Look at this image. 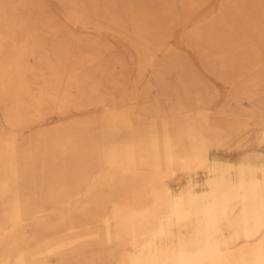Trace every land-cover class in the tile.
Masks as SVG:
<instances>
[{"label": "bare ground", "instance_id": "bare-ground-1", "mask_svg": "<svg viewBox=\"0 0 264 264\" xmlns=\"http://www.w3.org/2000/svg\"><path fill=\"white\" fill-rule=\"evenodd\" d=\"M49 1L91 36L0 0V264H264V121L212 115L195 79L165 86L187 50L262 113L264 83L235 79L264 70V0ZM103 36L150 71L140 95Z\"/></svg>", "mask_w": 264, "mask_h": 264}, {"label": "rangeland", "instance_id": "rangeland-1", "mask_svg": "<svg viewBox=\"0 0 264 264\" xmlns=\"http://www.w3.org/2000/svg\"><path fill=\"white\" fill-rule=\"evenodd\" d=\"M45 1L50 5V9L52 10V12L55 13L56 18L65 26L66 24H65L64 18L59 14V6L53 2H50L49 0H45ZM66 30L67 31L70 30V32L76 34L77 36H82V37L91 36V35L88 36L75 29H71V28L68 29L65 26L64 31ZM103 39L105 40L107 45H109V50L106 52L107 59L112 58L113 56H117L120 59H122L124 62L123 71L120 66H116V68L112 69V71L114 75H117L120 72L124 73V76H121L120 79H121V82L123 81L126 83V88L124 89V91L126 90L125 91L126 97H134L136 95H140L141 91L143 90L145 86H147L150 83L153 84L155 82L149 70L144 73V76L140 80L138 79L136 64L135 62H133L135 56L130 57V54H131L130 52L132 50L127 44L116 42L110 36H103ZM180 54L183 57L182 64L185 66V68H181V70L173 71L171 72V74H169L166 77L167 84H165V86L167 89L169 90L172 89V87L175 86V83L179 80L185 81L189 79H195L198 81L200 88L207 89L208 92H210V96L212 98L210 100V106L208 107L212 115L215 116L216 111L218 109L223 108L231 112L240 113L241 115L239 119L244 120V121L245 120L250 121L251 130H254L260 127L254 124V122L264 121V107L260 110L262 111V113H260L255 119H249V115L253 112L255 107L252 106L247 101H242L241 105L239 106L235 104L229 98L231 94V87L223 79L219 78V75H220L219 70H214L210 66L204 65L203 64L205 63L204 61L200 60L196 56V54L190 53L187 50H182ZM233 76L234 75L232 73H228L226 75L227 79H233ZM254 77H256V81L260 83H264V70L257 71L256 73L254 71H249L245 73L241 78L238 77L235 80H240V79L248 80ZM166 88L165 87L164 88L163 87L154 88L153 92L149 95L150 100L154 101V99L159 95V97L161 98L160 105L161 107H165L166 100L168 98V95L167 96L164 95ZM112 97L115 99H118L119 101V99H121V94L119 92L112 91ZM141 101L142 100H140V97H139L138 104L135 103V106H138L139 103H141ZM96 111L97 112H94L92 115L98 116L99 113L101 112V109H97ZM48 118L57 119V115L50 114L48 115ZM223 118H226V117H223ZM81 119H83V117ZM52 128H53L52 132L55 133L57 128L59 129V126L56 129H54V127ZM259 149H262V151H264V148H259ZM215 154L221 157L228 158L227 154L222 151L213 152V155ZM171 185L173 186L174 190L179 191L180 187L183 185V180L180 179V180L173 181Z\"/></svg>", "mask_w": 264, "mask_h": 264}]
</instances>
